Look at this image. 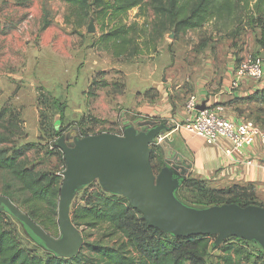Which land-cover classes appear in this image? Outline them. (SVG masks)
<instances>
[{
  "label": "rangeland",
  "instance_id": "1",
  "mask_svg": "<svg viewBox=\"0 0 264 264\" xmlns=\"http://www.w3.org/2000/svg\"><path fill=\"white\" fill-rule=\"evenodd\" d=\"M92 2L0 0V80L5 77L15 87L7 100H0V111L6 109L0 116V149H5L8 154L22 151L31 144L18 160L35 171L63 173L65 168L58 151L52 148L60 138L54 135L58 125L63 135L77 131L81 137L104 131L121 134L138 119L148 117L151 104L163 97V89L172 87L173 95H178L175 86L187 83L190 90L200 71V63L208 58L205 51L213 55L210 49H231L236 55L245 53L253 57L264 45V16L243 8V5H240L241 18L237 20L212 19L198 29L178 34L165 32L157 42H152L147 31L152 27L154 14L145 5L129 10L125 18L126 23L146 26L144 36L138 39V52L115 57L100 42L103 24L108 21L95 16ZM90 23L93 32L87 31ZM4 73L12 76H3ZM7 82L2 84L0 81V84ZM164 140L167 139L163 137ZM157 142L156 139L152 143L154 147L158 146ZM155 150L162 156V152ZM168 156L170 158V152ZM163 168L177 180L176 189L180 188L183 178L179 170L164 162L154 173L157 175ZM203 181L216 189L230 185ZM6 182L13 185L11 193L19 186L7 170L0 169L2 196ZM97 184L98 181L93 180L73 190L69 213L74 203H81L84 191ZM23 197L24 194L18 192L14 199L20 202ZM255 199L262 203L256 196ZM0 207L8 211L4 205L0 204ZM11 220L23 247L42 257L54 252L15 216L12 215ZM79 230L82 234V229ZM61 237L60 231L54 236ZM82 237L84 241L101 239L105 244L108 242L98 230L83 232ZM207 238L206 264H217L224 246L242 244L231 237L220 243H216V235ZM245 244L254 257L264 259V248L259 242L248 240ZM249 257V261L243 258V264H249L254 258Z\"/></svg>",
  "mask_w": 264,
  "mask_h": 264
},
{
  "label": "trees",
  "instance_id": "2",
  "mask_svg": "<svg viewBox=\"0 0 264 264\" xmlns=\"http://www.w3.org/2000/svg\"><path fill=\"white\" fill-rule=\"evenodd\" d=\"M65 1L70 4L88 2V0ZM92 5L95 7L93 11L95 16L108 21V24H103L100 42L115 57L132 56L138 52V39L144 36L146 26L145 24L140 26L137 22H125L128 11L135 7L140 9L147 5L153 11L152 27L147 31L152 42H157L165 32L173 31L178 34L198 29L212 19L237 20L241 18L240 5L264 16V0H93ZM260 53L261 50L253 57H258ZM256 97L264 103V88L256 93ZM55 102L56 99L53 103ZM5 112L6 109L1 110L0 116ZM161 122L163 121L143 117L132 127L146 131ZM59 126L55 127L54 135L58 138L64 136L68 144H71L74 138L81 137L78 131L76 134L63 135V130L58 129ZM45 127L44 125V131ZM84 136L87 135L82 137ZM29 146L31 144L23 147L22 151L8 154L5 149H0V169L7 170L19 185L11 193L13 185L6 182L2 192L48 235L54 237L59 233L57 207L63 180L62 172L35 171L24 161L18 160L19 155ZM52 148L58 151L65 168L63 152L56 145ZM155 149L162 152V156ZM169 152L171 159L168 156ZM167 160L172 161L168 163ZM164 162L179 170L183 183L175 190L174 195L186 206L204 209L235 203L240 206L264 207L255 199L252 185L230 184L219 189L209 187L205 181L196 178L190 172V163L168 150L166 144L163 146L158 143L156 147L152 144L150 163L153 171L159 169ZM18 192L24 194L20 202L19 199H14ZM80 201L81 203H74L71 207L72 223L78 229H82V234L92 230L100 231L102 238L108 239L106 244L101 239L97 241L83 239V246L74 257H63L54 252L44 257L39 256L22 246L11 220L12 215L0 207V264H206L204 258L209 246L208 235L176 237L151 227L147 225L142 214L131 207L125 197L105 193L99 184L84 191ZM231 238L239 240L242 244L235 247L224 246L223 255L217 264H243V258L249 261V256L254 257L252 251L244 246L248 240ZM249 264H264V259L255 256Z\"/></svg>",
  "mask_w": 264,
  "mask_h": 264
},
{
  "label": "water",
  "instance_id": "3",
  "mask_svg": "<svg viewBox=\"0 0 264 264\" xmlns=\"http://www.w3.org/2000/svg\"><path fill=\"white\" fill-rule=\"evenodd\" d=\"M93 30L90 23L87 31ZM260 58L264 59V51ZM203 108V104L198 105L199 110ZM167 129L165 123H160L146 131L128 127L121 134L100 132L74 138L71 144L64 136L58 139L56 146L65 160L57 207L61 238L48 235L7 197L0 195V204L63 257L76 256L83 246L82 234L69 213L73 190L93 180L105 191L125 197L147 225L165 233L176 237L216 235V243L226 237H238L255 240L264 248V207L229 203L192 208L174 196L178 182L166 168L157 175L154 173L150 163L151 144L157 139V144L164 146L162 131Z\"/></svg>",
  "mask_w": 264,
  "mask_h": 264
},
{
  "label": "crops",
  "instance_id": "4",
  "mask_svg": "<svg viewBox=\"0 0 264 264\" xmlns=\"http://www.w3.org/2000/svg\"><path fill=\"white\" fill-rule=\"evenodd\" d=\"M210 51L214 54L209 55V52L205 51L208 58L200 63V71L193 80L190 90L187 83L175 86V93L178 95H173L172 87L163 89V97L151 104L147 116L163 121L161 123L167 125L168 129L163 133V137L168 140H164L166 148L190 163V172L196 178L252 185L256 198L264 205V143L256 140L244 147L241 153L232 151L227 155L225 150L231 148V143L227 139L221 138L214 144H206L203 139L181 128V124L188 117L185 100L189 93H194L200 104L221 106L220 114L224 118L238 122L251 117L255 123L264 126V103L256 97V93L264 88V62L261 80L242 78L238 88L231 89L238 62L251 54L236 55L231 49ZM262 51L264 50L261 49ZM222 52L224 54L227 52V55ZM3 76L12 75L4 73ZM0 81L2 84L7 82L5 77ZM0 89L2 90L0 100H7L15 87L7 82L2 86L0 84ZM170 94L172 98L169 97Z\"/></svg>",
  "mask_w": 264,
  "mask_h": 264
},
{
  "label": "built area",
  "instance_id": "5",
  "mask_svg": "<svg viewBox=\"0 0 264 264\" xmlns=\"http://www.w3.org/2000/svg\"><path fill=\"white\" fill-rule=\"evenodd\" d=\"M264 59L252 56L242 58L234 71L231 89H236L242 78H250L256 81L263 77ZM200 103L194 93H190L185 101V109L188 117L181 124V128L191 135L203 139L206 144H214L219 139L225 138L231 143V148L226 149L227 155L232 151L241 153L242 149L254 141L264 143V127L251 119H242L238 122L224 118L220 112L221 106L204 105L198 109ZM161 138H159L160 140ZM250 162V161H248Z\"/></svg>",
  "mask_w": 264,
  "mask_h": 264
}]
</instances>
